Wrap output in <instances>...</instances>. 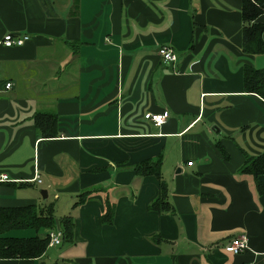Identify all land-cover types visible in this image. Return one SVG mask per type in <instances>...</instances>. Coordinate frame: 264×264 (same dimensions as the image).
Segmentation results:
<instances>
[{
  "label": "crops",
  "instance_id": "1",
  "mask_svg": "<svg viewBox=\"0 0 264 264\" xmlns=\"http://www.w3.org/2000/svg\"><path fill=\"white\" fill-rule=\"evenodd\" d=\"M243 1L0 0V42L30 37L0 43V211L60 200L75 224L73 242L0 264H264V175L242 172L264 153V99L244 87L264 54L243 52ZM167 111L160 127L145 118ZM147 161L160 162L175 214L150 210L160 181L134 171ZM241 235L248 250L227 252Z\"/></svg>",
  "mask_w": 264,
  "mask_h": 264
},
{
  "label": "trees",
  "instance_id": "2",
  "mask_svg": "<svg viewBox=\"0 0 264 264\" xmlns=\"http://www.w3.org/2000/svg\"><path fill=\"white\" fill-rule=\"evenodd\" d=\"M264 14V0H244L242 5L243 17V52L246 55L256 56L264 54V25L258 22ZM244 87L247 93L257 94L264 99V69L245 67ZM48 116L39 118L38 126L44 135H53L55 121ZM51 129L50 133L46 131ZM52 137V136H49ZM139 176H155L160 181V192L158 198L150 205V210L160 214H175V208L169 201V190L160 172V162H144L134 168ZM242 172L252 175L256 179L264 175V153L258 157H247ZM260 193L264 188L258 183ZM98 190L84 192L77 196L73 208L84 204L88 196ZM114 204L106 203V212L102 216V223L111 225L114 220ZM56 205H46L43 209L36 206H27L10 211H0V257L2 259H36L41 257L49 247V239H41L37 235L31 238H16L8 236V233L16 230L29 229L39 231L40 229L56 228ZM73 214L63 216L59 220V229L62 232V243L73 242L74 236ZM156 241H160L156 239Z\"/></svg>",
  "mask_w": 264,
  "mask_h": 264
},
{
  "label": "built area",
  "instance_id": "3",
  "mask_svg": "<svg viewBox=\"0 0 264 264\" xmlns=\"http://www.w3.org/2000/svg\"><path fill=\"white\" fill-rule=\"evenodd\" d=\"M28 41L30 37L27 34H7L4 36L0 42L3 46L7 48L22 47ZM162 59L166 63H176L178 60L177 53L169 47H163L159 51ZM12 84H7L6 88H11ZM145 118L154 123L155 126H162L166 123L169 118V112H164L163 114H146ZM9 181V177L5 174L0 175V183ZM34 182L41 183L40 175L36 174L35 178L32 180ZM49 246H60L62 244L63 235L60 229H51L48 231ZM249 248V239L247 235H241L231 240L226 246L225 250L227 252L233 253L234 255H240L246 252Z\"/></svg>",
  "mask_w": 264,
  "mask_h": 264
},
{
  "label": "rangeland",
  "instance_id": "4",
  "mask_svg": "<svg viewBox=\"0 0 264 264\" xmlns=\"http://www.w3.org/2000/svg\"><path fill=\"white\" fill-rule=\"evenodd\" d=\"M69 200H66L65 198V204L68 203ZM55 205H56V208H57V212H56V217L57 218H61L65 215H68L69 214V210H67V212H64V205L63 203H60V200H56L55 201ZM73 205V204H71Z\"/></svg>",
  "mask_w": 264,
  "mask_h": 264
},
{
  "label": "water",
  "instance_id": "5",
  "mask_svg": "<svg viewBox=\"0 0 264 264\" xmlns=\"http://www.w3.org/2000/svg\"><path fill=\"white\" fill-rule=\"evenodd\" d=\"M42 194H44V192Z\"/></svg>",
  "mask_w": 264,
  "mask_h": 264
}]
</instances>
